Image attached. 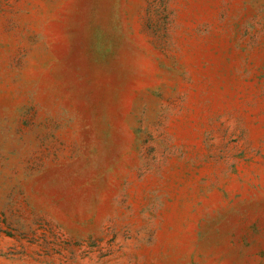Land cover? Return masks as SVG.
Here are the masks:
<instances>
[{"label":"rangeland","instance_id":"rangeland-1","mask_svg":"<svg viewBox=\"0 0 264 264\" xmlns=\"http://www.w3.org/2000/svg\"><path fill=\"white\" fill-rule=\"evenodd\" d=\"M0 264H264V0H0Z\"/></svg>","mask_w":264,"mask_h":264}]
</instances>
